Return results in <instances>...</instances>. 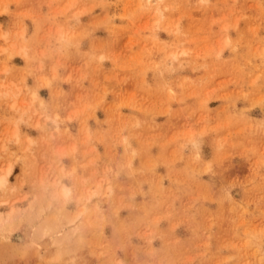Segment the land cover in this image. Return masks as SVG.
<instances>
[{
	"label": "rangeland",
	"instance_id": "1",
	"mask_svg": "<svg viewBox=\"0 0 264 264\" xmlns=\"http://www.w3.org/2000/svg\"><path fill=\"white\" fill-rule=\"evenodd\" d=\"M8 166L0 264H264V0H0Z\"/></svg>",
	"mask_w": 264,
	"mask_h": 264
},
{
	"label": "bare ground",
	"instance_id": "2",
	"mask_svg": "<svg viewBox=\"0 0 264 264\" xmlns=\"http://www.w3.org/2000/svg\"><path fill=\"white\" fill-rule=\"evenodd\" d=\"M17 92H18V91H17ZM17 92H16V93H17ZM16 93H15V95H16ZM15 95H14V93H13V96H15ZM17 95H18V93H17ZM11 172H12V167H11V166H8V167L4 170L3 174L0 176V187L6 185L7 180H8V177H9V175L11 174Z\"/></svg>",
	"mask_w": 264,
	"mask_h": 264
}]
</instances>
